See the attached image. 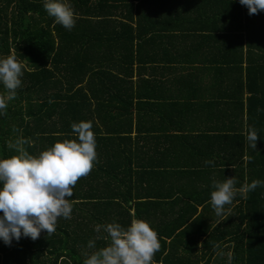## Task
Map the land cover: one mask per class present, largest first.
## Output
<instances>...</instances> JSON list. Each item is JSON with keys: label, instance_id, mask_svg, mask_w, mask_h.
Listing matches in <instances>:
<instances>
[{"label": "crops", "instance_id": "crops-1", "mask_svg": "<svg viewBox=\"0 0 264 264\" xmlns=\"http://www.w3.org/2000/svg\"><path fill=\"white\" fill-rule=\"evenodd\" d=\"M128 1H112L123 7L94 39L120 97L105 102L97 96L90 103L112 106L109 114L97 109L96 122L129 125L97 151L122 153L125 159L112 160L124 171L119 177L121 192L131 196L129 212L150 224L161 247H194L197 254L203 246L229 248L237 235L229 218L243 216L237 205L247 196L238 194L217 216L210 193L203 192L212 189L213 179L234 176L237 185L249 183L251 156L264 152V11L249 15L239 0ZM117 22L129 24L127 30ZM250 127L260 137L257 150L245 138ZM217 145L219 156L207 153ZM112 195L119 198L116 190ZM219 262L212 256L207 264Z\"/></svg>", "mask_w": 264, "mask_h": 264}, {"label": "trees", "instance_id": "trees-1", "mask_svg": "<svg viewBox=\"0 0 264 264\" xmlns=\"http://www.w3.org/2000/svg\"><path fill=\"white\" fill-rule=\"evenodd\" d=\"M112 1L129 3L128 0H69L76 15L75 27L69 31L48 16L43 7L44 0H0V58L15 55L25 65L16 99L9 102L7 115H0L1 159L18 154L8 148L7 143L19 136L34 142L32 146L25 145L32 155H39L56 142L77 139L71 129L74 122L91 121L96 145L104 146V150L116 141L114 135L126 130L129 122L116 121L115 117L112 118L115 121L96 122L94 112L101 109L102 114H109L112 106L90 103L91 99L98 100L97 96H102L105 102L107 96L120 97L119 91L110 87L112 83L119 84L108 80L113 72L103 66L107 56L97 52L94 40L96 32L110 25L105 19L113 17L114 12L123 7L112 4ZM116 26L122 31L127 30L129 24ZM5 91L0 84V94ZM97 123L104 126L105 133ZM112 124L116 127L111 128ZM13 126L21 131L14 133ZM219 147L208 146L207 153L214 152L219 156ZM97 154L98 162H94L91 173L79 179L73 189L71 219L60 218L56 232L51 236L42 231L34 241L22 236L18 242L13 240L11 246L0 240V264H83L85 253L91 254L108 244L104 239H96L98 225L119 223L127 228L132 219L142 220L137 213L136 216L130 214L129 209L133 207L129 205L131 196L128 197V192H121L119 175L124 171L115 168L112 159L124 158L122 153L98 150ZM251 160L249 183L257 179L264 181V152L251 156ZM221 172L228 173L229 170ZM99 175L102 176L100 181ZM115 190L119 196L117 199L112 195ZM213 190H205L203 194H211ZM134 207L142 209L144 204L135 202ZM237 208L243 211V216L229 218L237 226V235L229 240L231 247L219 246L214 250L203 246L199 256H194L198 251L194 247L175 249L163 246L154 260L157 264L172 261L193 264L204 259L203 264H207L212 252L222 251V256L217 255L219 264H264V187L249 192ZM241 224H245L243 229ZM100 235L106 233L101 230ZM208 237L212 238L209 234ZM90 240L95 241L93 249L88 248ZM207 250H210L209 255Z\"/></svg>", "mask_w": 264, "mask_h": 264}, {"label": "clouds", "instance_id": "clouds-1", "mask_svg": "<svg viewBox=\"0 0 264 264\" xmlns=\"http://www.w3.org/2000/svg\"><path fill=\"white\" fill-rule=\"evenodd\" d=\"M248 9L249 15L264 11V0H239ZM43 7L55 23L71 31L76 24V15L69 0H44ZM25 65L15 55L0 58V84L6 90L0 94V115H7L9 102L16 99L22 85ZM52 103L53 101H49ZM259 111V109H258ZM72 132L77 139H65L43 150L39 155L30 154L25 145L32 146L30 138L22 136L8 141L7 146L17 155L0 159V240L11 246L21 237L38 239L42 231L47 236L56 232L60 218L71 219L73 189L78 180L87 177L98 162L96 138L91 121L72 123ZM13 132L21 130L13 126ZM246 141L257 150L260 139L257 130L250 127ZM214 165V161H205ZM238 181L227 177L223 181L213 179L210 204L217 216H222L225 206L231 205L239 194L246 197L264 181L252 180L237 188ZM101 230L106 235H100ZM96 239L108 241L107 246L85 253L83 264H155V254L160 251L158 233L144 220L133 219L125 228L119 223L98 225ZM95 248V241L88 242ZM219 245L214 246L218 250ZM222 256V251H217Z\"/></svg>", "mask_w": 264, "mask_h": 264}, {"label": "rangeland", "instance_id": "rangeland-1", "mask_svg": "<svg viewBox=\"0 0 264 264\" xmlns=\"http://www.w3.org/2000/svg\"><path fill=\"white\" fill-rule=\"evenodd\" d=\"M0 159H1V156H0ZM74 193V192H73ZM197 255H199V254H197V253H195V256H197ZM212 256H217V253L214 251V252H212V254H211V257ZM201 260V259H200Z\"/></svg>", "mask_w": 264, "mask_h": 264}]
</instances>
